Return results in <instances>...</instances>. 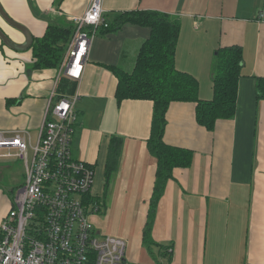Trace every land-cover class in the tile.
Returning <instances> with one entry per match:
<instances>
[{
  "label": "crops",
  "instance_id": "0c3cea01",
  "mask_svg": "<svg viewBox=\"0 0 264 264\" xmlns=\"http://www.w3.org/2000/svg\"><path fill=\"white\" fill-rule=\"evenodd\" d=\"M89 2L0 0V32L13 45H23V34L9 22L33 40L44 35L49 23L75 24ZM131 11H156L179 20L174 66L195 78L200 100L213 96L215 50L232 45L242 50L232 119L217 121L209 132L196 123L194 104L174 103L167 110L163 140L190 150L192 160L188 168L174 169L157 206L151 238L166 257L158 264H264V100L256 93L257 79L264 78V0H102L106 24ZM100 31L73 90L78 100L71 156L93 168L91 192L101 204L91 217L96 231L107 236L100 229L109 219L121 225L122 233L129 223L128 235L138 232L141 243L157 169L146 148L153 104L118 103L113 71L132 72L150 30L125 24L110 34ZM32 63L30 48L13 49L0 37V132L33 131L34 142L51 93L61 95L62 73L61 65L37 70ZM113 137L121 141V151L105 186ZM8 209L0 212V222ZM140 252L146 254L135 244L136 264H153L147 256L138 258Z\"/></svg>",
  "mask_w": 264,
  "mask_h": 264
},
{
  "label": "built area",
  "instance_id": "2783aa9c",
  "mask_svg": "<svg viewBox=\"0 0 264 264\" xmlns=\"http://www.w3.org/2000/svg\"><path fill=\"white\" fill-rule=\"evenodd\" d=\"M63 63L62 77L78 83L102 18V0H90ZM78 95H50L33 142L28 131L0 132V159H19L25 182L0 222V264H128L123 239L99 234L91 217L92 167L71 156Z\"/></svg>",
  "mask_w": 264,
  "mask_h": 264
},
{
  "label": "trees",
  "instance_id": "16d2710c",
  "mask_svg": "<svg viewBox=\"0 0 264 264\" xmlns=\"http://www.w3.org/2000/svg\"><path fill=\"white\" fill-rule=\"evenodd\" d=\"M125 24H135L150 30L148 39L141 45L132 72L113 71L118 80V103L130 99L149 100L153 104L152 127L146 140V148L148 155L156 160L157 169L143 232V241L150 249L154 245L151 238L152 227L165 186L172 179L174 169L188 168L192 160L190 150L173 148L164 142L167 110L174 103L194 104L196 123L209 132L214 129L217 121L232 119L236 108L237 82L241 77L242 50L235 45L215 50L212 67L213 96L212 99L203 101L198 98V82L195 78L174 66L180 32L178 19L156 11H131L118 14L113 24L102 25L99 31L101 30L100 34H110ZM75 29L76 25L71 21L49 23L44 35L33 39L29 47L33 57L32 69L58 68L63 63ZM74 87V81L62 77L57 91L63 96H69L73 94ZM256 93L257 99L264 100V78L257 79ZM120 151L121 141L113 137L108 149L105 186ZM162 250L163 246L159 248V252L162 253Z\"/></svg>",
  "mask_w": 264,
  "mask_h": 264
},
{
  "label": "rangeland",
  "instance_id": "374dc122",
  "mask_svg": "<svg viewBox=\"0 0 264 264\" xmlns=\"http://www.w3.org/2000/svg\"><path fill=\"white\" fill-rule=\"evenodd\" d=\"M30 135L32 136L34 140L35 133L32 131L30 132ZM2 160L4 161H0V212L1 211L5 212L8 208H10L11 201L15 197L17 190L21 188V186L24 185L25 174H24V165H23L22 160L15 159V158L6 159V160L2 159ZM146 221H147V218H146ZM145 223H144L143 229H141L140 231L141 243H139L138 232L134 233L136 234V237L133 236V238L128 235L129 230H130V228L128 229L129 223L126 224V227L124 228L125 230L123 231V233L126 234V236L123 235L122 231H120L122 230L121 225L117 224V222L113 221L112 219H109L106 221V227L104 230L102 229L100 230L106 233L107 236L117 237V236H114L113 234L115 235L119 234L122 236L121 239H123L127 245L126 251H125V260L127 263L136 264L140 262V261H136L135 258L132 256V249L135 244H137V247H139L140 245L141 249H143L147 254L146 255L144 252L137 253L138 258L142 260V258L146 259V256H147V258L151 262H153V264H158L159 262L163 263L166 257L159 254L160 253L159 247L156 245H153L149 249L147 248L148 244L144 243L143 241V232L145 228ZM95 227L96 229H98L96 225ZM117 238H120V237H117Z\"/></svg>",
  "mask_w": 264,
  "mask_h": 264
},
{
  "label": "water",
  "instance_id": "95a60500",
  "mask_svg": "<svg viewBox=\"0 0 264 264\" xmlns=\"http://www.w3.org/2000/svg\"><path fill=\"white\" fill-rule=\"evenodd\" d=\"M5 18V17H4ZM6 19V21H8V19L7 18H5ZM9 22V21H8ZM13 27H14V29L16 28L20 33H22L23 34V36H24V38H25V43L23 44V45H13L10 41H9V39L5 36V35H3L1 32H0V37H1V39L4 41V43L6 44V45H8V46H10L11 48H13V49H18V50H27V49H29V47H31V44H32V37L30 36V34L24 29V28H22V27H20V26H17V25H15V23L14 24H12L11 22H9Z\"/></svg>",
  "mask_w": 264,
  "mask_h": 264
},
{
  "label": "bare ground",
  "instance_id": "6f19581e",
  "mask_svg": "<svg viewBox=\"0 0 264 264\" xmlns=\"http://www.w3.org/2000/svg\"><path fill=\"white\" fill-rule=\"evenodd\" d=\"M103 16V15H102ZM72 20V19H71ZM87 64V63H86ZM93 169V168H92Z\"/></svg>",
  "mask_w": 264,
  "mask_h": 264
}]
</instances>
